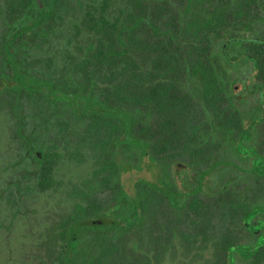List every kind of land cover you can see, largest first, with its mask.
<instances>
[{"label":"flooded vegetation","instance_id":"af4514ba","mask_svg":"<svg viewBox=\"0 0 264 264\" xmlns=\"http://www.w3.org/2000/svg\"><path fill=\"white\" fill-rule=\"evenodd\" d=\"M196 1L193 12L178 7V17L197 27L187 22L192 29L176 33L211 39L195 42L192 49L181 46L178 58L183 60L164 63L144 55L149 51L144 42L157 46L160 0H0V116L11 123L14 146L2 167L11 176L0 188L7 217L0 228H13L15 214L26 211L31 195H62L68 212L50 226L45 242L46 255L56 264H160L167 256H176L173 263L178 264H190L191 256H203L202 264H234L233 256L248 264L264 245V0L252 1L241 19L237 0ZM64 3L70 5L69 18L83 16L86 5L92 10L105 5V18L119 17L122 60L96 63L103 67L91 69L88 95L89 112L116 116L124 127L107 158L91 155L82 163L56 158L58 186L41 190L34 176L36 160L55 139L56 152H63L60 127L53 121L65 117L71 124L66 130L81 129L75 120L83 114L77 96L53 87L63 83L62 53L77 56L79 37L86 36L66 29L59 12ZM127 19L135 20L133 30L127 29ZM209 19L212 30L203 26ZM165 32L175 33L171 27ZM128 35L140 41L132 62L124 59ZM251 38L258 42L231 41ZM53 55L54 74L47 68ZM35 56L44 68L39 73L43 96L54 103L46 117L38 118L30 103ZM165 64L167 71L159 70ZM160 83L167 91L166 112L158 109ZM146 92L153 98L144 104L126 99L133 95L143 102ZM64 98L74 99L72 118L62 109ZM117 99L121 103L112 104ZM84 164L88 169L81 176L62 173L64 166ZM143 170L149 178L127 177ZM96 172L98 181L93 180ZM85 181L90 187L87 214L69 221L79 218L74 205L80 203L70 199V186L77 196ZM95 201L97 206L91 204ZM70 226L62 237V228Z\"/></svg>","mask_w":264,"mask_h":264},{"label":"trees","instance_id":"16d2710c","mask_svg":"<svg viewBox=\"0 0 264 264\" xmlns=\"http://www.w3.org/2000/svg\"><path fill=\"white\" fill-rule=\"evenodd\" d=\"M174 6L169 3V0H160L159 2V11H158V39L157 46L151 47L150 43H145L149 51H144L146 59H150L153 56V61L155 62H172L178 59L183 60V57L180 56V47L183 45L190 46L192 49L195 42L205 40L207 43L211 39L208 35H198L196 33H190L185 36L178 35L177 31H181V28H186L187 30L192 29V26H188L187 22L192 23L197 27L198 23L193 20L180 19L178 17V7L183 9V12H193L191 8L195 7L196 0H172ZM256 4V0H237V14L239 19H241L242 14L249 12V9L252 5V2ZM87 7L84 10L83 16L78 17H67L68 9L70 5L62 4L59 12L62 15V21L66 29L76 30V33H85L86 36L79 37V45L81 46L78 49L77 56H73L70 52L62 53V65H61V74H62V84L61 86L58 83L53 85L54 89L62 88V92L65 95L69 92L77 99V107L80 114L76 118V122L80 124L81 129L66 130L69 125L68 120L62 117H57L52 124L58 125L60 127L61 142H62V153H57V139L55 142L49 145L45 149V152L42 154V160H36L38 168L34 171V176L37 181V184L41 190L45 187H54L58 186L55 179L53 178V167L56 162V158H68L77 159L78 163H82L86 158L91 155L94 158H107L109 156V150L112 148L113 143L118 141L120 134L123 130L124 124L116 116H104L97 112H89V106L91 101L89 99V88H90V79L92 78L91 69L100 70L102 65L96 63H109V62H118L122 60L120 47L122 41L118 33L120 27L119 17H112L110 20L103 16V13L106 12L105 5H100L99 9L94 8L92 10L91 5H86ZM220 6V5H219ZM218 6V10H219ZM134 9V6H133ZM217 10V11H218ZM52 12H56L53 10ZM223 13L224 10L221 9L218 11ZM129 13V12H128ZM173 13L174 17H163V14ZM92 14H95L96 17H92ZM129 17V15H128ZM53 22V21H52ZM127 29L133 30L135 26L134 19H127ZM181 23H184V26H181ZM203 26L207 29L212 30L215 28L212 25V20L209 19L206 22H203ZM172 28L175 33L168 34V28ZM117 32V33H116ZM79 33V34H80ZM92 35V36H91ZM80 39H83L82 41ZM140 41L136 36H127L125 60L127 62H132L137 56V49ZM191 53V52H190ZM258 54L261 55L259 52ZM208 55V51L206 52ZM207 57V56H206ZM208 59V57H207ZM263 59V58H259ZM42 59L40 57H32L31 64V110L32 114L36 115L38 118L41 114L45 117L48 115L54 107L53 100H49L43 96V89L41 79L39 78V73L43 72ZM55 56L49 58V63L47 68L54 74L57 66L54 64ZM111 68V67H110ZM169 68L168 65H163L159 67V70H166ZM112 69H115L112 67ZM129 69V67H128ZM135 76V75H134ZM129 77V75H128ZM159 89L156 93L158 109L163 112L167 111L169 106V101H166L167 91L163 89L160 83ZM116 88H118L116 86ZM118 93V89L116 90ZM153 92V91H151ZM134 93V92H133ZM153 98L152 94L146 92V96L143 98V102H139L133 95L130 98V95L126 98L130 104L140 103L144 104L148 101H151ZM164 98V99H163ZM73 98L63 99L61 101V106L64 112H68L70 118L74 116V106ZM120 101L117 99L116 102L112 101V104ZM121 103V102H118ZM113 108V107H111ZM118 109V107H116ZM153 111V109L151 110ZM75 123V122H74ZM123 126V127H122ZM127 133V126H126ZM32 134H38L35 130H32ZM71 134H73L75 139L72 140ZM132 141L131 139H127ZM35 142V139L32 140ZM41 163H44L43 167ZM101 166V164H98ZM94 181H98V173L96 172L93 176ZM87 181L84 182L83 187L78 188V195L73 196V191L75 187L70 186V199L77 197L80 200V203L75 204V211L78 212L79 218L75 219L73 216H70L72 221L84 220L88 211V198L85 191L90 190L88 187ZM90 204V202H89ZM93 206H97V202L91 203ZM84 206V207H83ZM66 221V220H64ZM72 227H63L62 228V237L67 236V231H71ZM248 264H264V245H262L254 254L248 259Z\"/></svg>","mask_w":264,"mask_h":264},{"label":"rangeland","instance_id":"374dc122","mask_svg":"<svg viewBox=\"0 0 264 264\" xmlns=\"http://www.w3.org/2000/svg\"><path fill=\"white\" fill-rule=\"evenodd\" d=\"M245 70L247 72V69ZM240 76H244V74ZM11 127V123L0 116V188L5 183L4 179L11 176L10 170L3 171L2 169L11 157V147L14 148L11 145ZM87 169L86 164L78 167L64 166L62 173L75 178L81 176ZM137 175L149 178L150 173L143 170L127 177ZM128 184L130 185V182ZM67 209L68 204L62 195L56 197L53 195H31L26 211L15 214L12 222L13 228L8 230L0 228V264H56L53 256L46 255L49 253L48 247L45 245L46 232L54 224V221L58 220L60 214L68 212ZM3 219L7 221L1 207L0 220L4 221ZM233 257L234 264H244L238 257ZM166 258L160 264H178V262L173 263L176 256L172 260L169 256ZM203 262H205L203 256H191L190 264H202Z\"/></svg>","mask_w":264,"mask_h":264},{"label":"water","instance_id":"95a60500","mask_svg":"<svg viewBox=\"0 0 264 264\" xmlns=\"http://www.w3.org/2000/svg\"><path fill=\"white\" fill-rule=\"evenodd\" d=\"M238 40L249 41V42H258L257 38H251V39H248V40H245V39H232L231 41H238ZM260 43H264V41H261Z\"/></svg>","mask_w":264,"mask_h":264}]
</instances>
